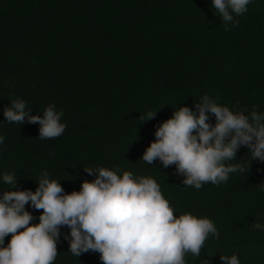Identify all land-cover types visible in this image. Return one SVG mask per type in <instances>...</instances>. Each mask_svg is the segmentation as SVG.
<instances>
[{
  "label": "trees",
  "instance_id": "1",
  "mask_svg": "<svg viewBox=\"0 0 264 264\" xmlns=\"http://www.w3.org/2000/svg\"><path fill=\"white\" fill-rule=\"evenodd\" d=\"M236 19L225 31L211 0H0V173L15 171L17 189L35 191L47 170L66 193L95 178L84 168L154 178L174 215L208 217L218 229L186 264H222L233 254L264 264V231L254 228L264 224V163L244 162L248 172L197 190L175 165L141 159L156 126L181 106L195 110L204 95L233 111L264 112V0ZM15 99L30 115L55 104L64 133L41 140L38 123L5 121ZM148 113L156 114L144 120ZM236 158L250 160L247 148ZM8 187L0 183V193ZM25 208L38 223L42 210ZM60 231L54 264H102L98 252L73 256L69 229Z\"/></svg>",
  "mask_w": 264,
  "mask_h": 264
},
{
  "label": "clouds",
  "instance_id": "2",
  "mask_svg": "<svg viewBox=\"0 0 264 264\" xmlns=\"http://www.w3.org/2000/svg\"><path fill=\"white\" fill-rule=\"evenodd\" d=\"M251 3L254 0H211L225 31L229 25H239L236 17L245 14ZM155 114L148 113L144 120ZM210 114L214 124L209 123ZM63 115L55 104H49L42 115H30L22 99L3 109L8 123H38L41 140L64 133ZM154 137L142 154L143 162L159 160L166 168L175 165L183 185L197 190L205 183H225L230 174L248 172L250 166L245 168L244 162L264 163V112L233 111L208 95L195 103V110L177 108L171 118L156 126ZM4 141L0 135V145ZM241 146L247 148L250 160L236 158ZM236 160L240 162L232 163ZM84 171L95 178L83 180L79 191L71 193L64 191L60 180L51 179L47 170L41 172L35 191L17 189L15 171L0 173V183L9 186L0 193V264H54L61 227L69 229L63 239L73 256L98 252L102 264H186L187 254L200 257L210 235L219 238L210 218L187 212L174 215L175 209L154 178L137 177L131 171L118 174L119 169L105 167ZM26 205L42 210L38 223H31L36 217ZM254 228L264 231V224L255 223ZM220 260L240 264L236 254Z\"/></svg>",
  "mask_w": 264,
  "mask_h": 264
}]
</instances>
